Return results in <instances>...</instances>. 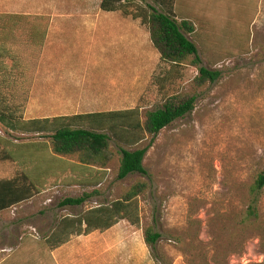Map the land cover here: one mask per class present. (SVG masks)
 <instances>
[{"label": "rangeland", "instance_id": "rangeland-1", "mask_svg": "<svg viewBox=\"0 0 264 264\" xmlns=\"http://www.w3.org/2000/svg\"><path fill=\"white\" fill-rule=\"evenodd\" d=\"M100 2L0 0V15H95L104 13ZM178 3L176 20L195 26L190 39L201 67L219 74L213 83L198 86V68L190 60L175 67L160 62L148 29L140 24L138 43L125 41L109 50L123 64V77L113 78L123 84L121 102H30L27 81L33 80L37 54L26 32L13 35L8 46L15 52L17 69L0 74V100L25 121L134 108L144 120L146 112L160 109L169 98L196 100L191 113L136 146L117 142L104 131L109 141L103 161L89 167L79 164L76 155L46 159L49 150L41 153V164L33 156L38 157L37 148L49 147L47 134L16 133L0 125V180L28 183L23 180L27 176L36 187L31 200L0 212V264H54L45 240L62 218L121 200L140 183L145 188L137 197L139 227L120 221L92 238L81 237L76 246L108 247L104 260L92 254L86 264H264V189L257 203L261 224H242L251 203L250 187L264 165V0ZM147 5V0L124 3L132 14ZM90 54H79L69 72L78 78L88 73V64L94 66L99 58ZM107 72L97 67L93 74L101 81ZM143 148L146 176L119 180L121 150ZM39 165L53 172L44 178ZM85 193L92 197L82 206L60 207L64 199ZM147 227L160 235L152 250L143 240Z\"/></svg>", "mask_w": 264, "mask_h": 264}, {"label": "trees", "instance_id": "trees-1", "mask_svg": "<svg viewBox=\"0 0 264 264\" xmlns=\"http://www.w3.org/2000/svg\"><path fill=\"white\" fill-rule=\"evenodd\" d=\"M126 0H101L99 9L105 13L121 12L124 16L139 19L140 24L148 29L150 41L159 54V61L172 67L180 66L190 60L198 68L196 83L202 86L219 79L217 72L201 67L198 51L190 37L195 33L194 24L186 19L176 20L174 16L175 0H147L149 5L140 8L133 14L124 6ZM49 20L47 17H31L22 14L0 15V74L6 76L17 69L14 50L8 45L17 32H26L30 46L36 54L40 53L47 34ZM7 61L11 62L8 67ZM29 87L31 81H27ZM195 97L186 99L169 98L160 109L145 113L144 120L138 108L126 111H112L103 113H89L71 117L53 119L23 120L17 117L13 107L6 106L0 100V125L8 130L22 134H47L49 147L37 148L33 158L42 159L43 150H49L46 159L55 160L59 157H78V162L84 166H95L103 161L108 148V131L113 139L127 146H136L147 136L154 139L160 131L169 127L173 122L184 118L194 110ZM1 142V139H0ZM49 148V149H48ZM146 148L134 151L121 150L118 179L129 175L146 176L143 166ZM26 157L32 154L26 152ZM11 159V157H7ZM40 166L38 174L44 178L51 174V169ZM43 173V174H42ZM28 183L19 180H0V212L9 210L17 205L28 202L36 194V187L27 176L23 177ZM143 184H135L121 200L107 205H99L85 211L78 217L62 218L45 242L50 250H54L66 243L72 237L88 236L94 232H105L126 221L133 227H139V206L137 197L144 191ZM264 189V165L250 187L251 203L248 206L242 224L260 225L258 212V197ZM92 194H83L78 198H67L60 203V207H79L85 204ZM160 235L152 227L143 231L144 244L153 249ZM264 246L263 238L261 239ZM192 264V261L189 262Z\"/></svg>", "mask_w": 264, "mask_h": 264}, {"label": "crops", "instance_id": "crops-1", "mask_svg": "<svg viewBox=\"0 0 264 264\" xmlns=\"http://www.w3.org/2000/svg\"><path fill=\"white\" fill-rule=\"evenodd\" d=\"M175 0L174 7L179 5ZM31 17H47L49 25L44 45L37 54L35 70L29 90L30 102H87L117 103L123 100V84L113 78L123 77V64L111 56V47H118L127 41L130 45L138 43L141 33L139 19L129 16L101 14H22ZM177 19V18H176ZM183 20V19H181ZM115 25H104L100 22H114ZM55 22H60L56 24ZM79 22V24H75ZM106 33L115 35L109 39ZM78 34L79 36H73ZM126 38V39H125ZM98 54V62L90 66L88 73L78 78L69 71L76 65L79 54ZM91 55V54H90ZM110 55V56H109ZM97 67L108 71L104 80L94 75ZM104 104V105H105ZM108 108L112 109L110 106ZM116 109V108H115ZM112 111H119L118 109ZM110 111V112H112ZM96 232L88 236L72 237L71 240L52 250L51 259L54 264H86L94 254L100 261L107 257V245L93 247L76 246L80 238H92Z\"/></svg>", "mask_w": 264, "mask_h": 264}]
</instances>
